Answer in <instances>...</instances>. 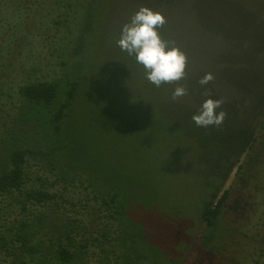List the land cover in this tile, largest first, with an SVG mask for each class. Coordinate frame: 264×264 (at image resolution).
Listing matches in <instances>:
<instances>
[{
	"label": "rangeland",
	"instance_id": "1",
	"mask_svg": "<svg viewBox=\"0 0 264 264\" xmlns=\"http://www.w3.org/2000/svg\"><path fill=\"white\" fill-rule=\"evenodd\" d=\"M12 1L14 10L26 11L7 10L8 1L0 0V89L11 97L28 81L69 76L66 45L78 42L71 29L80 27L89 35L74 55L78 66L73 72L81 71L84 78L77 79L73 111L65 127L57 134L47 132L41 145L43 152L59 156L68 171L90 182L57 181L50 188L61 196L59 203L67 201L64 216L90 228L107 222L109 212L101 198L92 200L91 190L108 189L117 195L125 220L139 228L134 245L140 241L151 257L174 262L170 264H264V121L254 128L252 148L238 152L244 144L243 127L242 133L238 127L247 119L243 107L231 111L224 103L217 110L227 113L219 128L197 127L192 120L206 99H217L209 84L198 83L207 72L218 75L216 57L211 55L217 50L229 59L252 56L257 67H244L255 73L257 94L263 93L264 0H254L256 6L252 0L245 2L259 24H240L233 18L237 32L249 29V37L239 38L240 46L221 40L222 48L206 25L167 22L159 33L187 55V75L178 84L159 88L146 79L135 57L117 44L123 25L139 8L150 9L157 0H68L70 4L60 2L56 7L55 0ZM213 82L218 83V77ZM177 86L188 94L173 101ZM206 89L211 90L210 97L204 95ZM1 112L2 117L4 112L11 116L5 108ZM1 121L8 128L14 126L11 118ZM211 137L216 138L214 146L207 145ZM28 166L36 185L42 174L54 182L55 175L43 162L32 160ZM219 182L221 193H229L215 225L208 229L200 220L201 204ZM93 258L89 264H95Z\"/></svg>",
	"mask_w": 264,
	"mask_h": 264
},
{
	"label": "trees",
	"instance_id": "2",
	"mask_svg": "<svg viewBox=\"0 0 264 264\" xmlns=\"http://www.w3.org/2000/svg\"><path fill=\"white\" fill-rule=\"evenodd\" d=\"M7 1V10L13 9L16 13L26 11L21 7L20 10L19 7L14 10V1ZM157 1V4L148 7L161 12L167 22L206 25L214 33H211L212 38L217 39L221 46V40L235 41V45L240 46L242 41L239 43V38H246V34L249 37V29L246 32L239 29L237 32L232 26L234 17H237L240 24L258 22L255 12L252 14L248 12L252 9L246 10L247 0L243 3L239 0ZM252 1V5L256 6L255 1ZM60 2L70 4L68 0H55V7ZM168 9L171 11L168 12ZM71 33L78 42L75 46L72 42L71 47L70 44L66 45V51L71 57L69 76L58 80L28 81L18 86L12 97L0 89V264H89L93 257L97 259L95 264L174 263L161 260L157 255L149 256L147 249L141 247L140 241L134 245L139 228L133 222L125 220L123 207L112 190L107 189L105 193L99 192L95 187L91 190L94 195L92 200L101 198V204L109 214L104 218L107 222L103 221L90 228L83 221L64 216L62 209L67 201L63 199V204L59 203L61 196L50 189L57 181L64 185L74 182L90 184L84 177L68 171L59 156H55L53 152H43L41 146L47 132L57 134L65 127L73 111L75 93L79 86L77 79L84 78L80 77L83 74L81 71L73 72L72 67L78 66L73 63L74 55L79 52L83 38L89 35H85L80 27L71 29ZM211 52L213 53L212 50ZM211 55L216 57L220 70L214 77H218L219 82L209 83V88H213V95L217 99H223L230 110L240 105L247 116L244 125L240 124L238 127L240 133L243 127L244 139L238 152H245L256 142V137H253L255 126L259 120L264 121V89L263 93L260 90L257 94L255 73L247 71L244 64L257 66L252 56H246L243 61L241 57L229 59L222 49ZM211 55L208 57H212ZM202 57L207 56L205 54ZM213 84L216 88L212 87ZM3 108L11 112L10 117L5 112L2 117ZM3 118H11L14 126L8 128L1 121ZM235 119L240 121L239 114L235 115ZM33 126L37 128L31 131L30 127ZM215 139L207 145L214 146ZM36 159L43 162L55 175L54 182L49 183L43 174L36 177L39 181L37 185L31 180L27 171L28 164ZM231 169L226 172V176ZM219 183L220 185L209 190L201 204L200 220L208 229L215 225L229 193L228 190L221 193L223 183ZM106 243L109 244L108 248L104 247Z\"/></svg>",
	"mask_w": 264,
	"mask_h": 264
},
{
	"label": "clouds",
	"instance_id": "3",
	"mask_svg": "<svg viewBox=\"0 0 264 264\" xmlns=\"http://www.w3.org/2000/svg\"><path fill=\"white\" fill-rule=\"evenodd\" d=\"M167 23L166 17L147 7H141L131 17L130 22L123 25L120 39L117 41L122 51L134 56L138 64L145 70L146 79L159 88L163 84H178L186 78L187 55L174 42L162 39L159 29ZM214 80L212 73H206L198 83L203 87ZM188 91L183 86H177L171 99L176 101L184 97ZM205 96H211V90L206 89ZM223 99H206L198 114L192 116L197 127H221L227 113L222 109Z\"/></svg>",
	"mask_w": 264,
	"mask_h": 264
}]
</instances>
